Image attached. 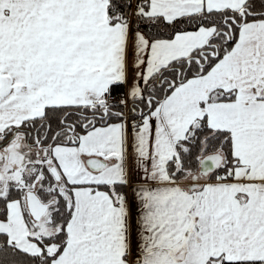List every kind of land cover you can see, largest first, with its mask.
<instances>
[{"label": "snow or ice", "instance_id": "6c2138e0", "mask_svg": "<svg viewBox=\"0 0 264 264\" xmlns=\"http://www.w3.org/2000/svg\"><path fill=\"white\" fill-rule=\"evenodd\" d=\"M0 264H264V0H0Z\"/></svg>", "mask_w": 264, "mask_h": 264}]
</instances>
